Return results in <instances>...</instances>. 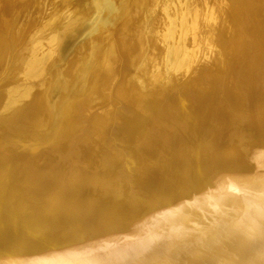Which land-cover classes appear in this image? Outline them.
Returning <instances> with one entry per match:
<instances>
[{
  "label": "bare ground",
  "instance_id": "bare-ground-1",
  "mask_svg": "<svg viewBox=\"0 0 264 264\" xmlns=\"http://www.w3.org/2000/svg\"><path fill=\"white\" fill-rule=\"evenodd\" d=\"M0 264H264V0H0Z\"/></svg>",
  "mask_w": 264,
  "mask_h": 264
}]
</instances>
